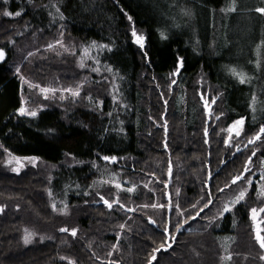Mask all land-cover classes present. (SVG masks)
<instances>
[{"label": "trees", "instance_id": "1", "mask_svg": "<svg viewBox=\"0 0 264 264\" xmlns=\"http://www.w3.org/2000/svg\"><path fill=\"white\" fill-rule=\"evenodd\" d=\"M226 1L0 0V264H264L250 212L264 207V136L246 146L264 127V69L241 83L233 48L216 46ZM9 153L37 163L14 171Z\"/></svg>", "mask_w": 264, "mask_h": 264}, {"label": "rangeland", "instance_id": "2", "mask_svg": "<svg viewBox=\"0 0 264 264\" xmlns=\"http://www.w3.org/2000/svg\"><path fill=\"white\" fill-rule=\"evenodd\" d=\"M226 3L225 19H214L212 24L214 42L217 46L221 40L224 47L233 48V51L227 55L228 61L226 63L236 74H239V79L240 76H243L245 83L252 82L255 80L256 73L264 69V14L257 11L258 8L264 7V0H227ZM186 21L188 19L184 22ZM137 35L140 34L137 33ZM47 88L53 89L52 87ZM180 100L185 103L184 98L181 99L180 97ZM261 102L264 104V99ZM23 107L29 111H35L26 105ZM254 112L259 113L258 109H255ZM241 128L242 126L239 127V130ZM7 163L11 165L12 170L19 171L25 167V164H36L37 159L9 153ZM260 215L261 213L258 214L257 220H261ZM254 223L256 224V222ZM33 237L34 231L25 236L24 243L28 244Z\"/></svg>", "mask_w": 264, "mask_h": 264}, {"label": "snow or ice", "instance_id": "3", "mask_svg": "<svg viewBox=\"0 0 264 264\" xmlns=\"http://www.w3.org/2000/svg\"><path fill=\"white\" fill-rule=\"evenodd\" d=\"M258 12L264 14V7L262 8H258L257 9ZM4 16L6 17H13V16H20L22 15L21 12L17 11L15 13L11 12V11H5L3 13ZM130 19V17H129ZM132 35L135 37V42L140 46V48H143L144 47V37L141 36V35H137V33L135 31L132 32ZM163 35V34H162ZM58 43H60L58 41ZM61 46H63L61 44ZM49 48H54V45H49ZM85 52H87V50H85ZM5 57V53L2 49H0V61H2ZM81 67H84V64L81 63L80 65ZM183 66V61H179L178 62V68H177V71L173 73V76L175 75H178L179 73V68ZM94 71H98V69H94ZM235 74V73H234ZM239 75V74H237ZM240 82L241 83H244V77L243 76H240ZM172 83L174 84L175 83V80L172 81ZM32 87H39L38 85H31ZM40 91L42 93H48V92H52V93H55L57 90L56 89H48V88H40ZM66 91L70 92L73 96H79V90H76V91H73L72 89H66ZM201 97L203 98V93L201 94ZM47 98V97H46ZM165 103H167L165 101ZM204 103H205V107H208V101L207 100H204ZM213 103H215V101H213ZM19 112L21 115H30V116H36L37 113L35 111H29L27 110L26 108L24 107H21L19 109ZM211 112V109L209 108V113ZM209 118H211V116H209ZM217 119H219V117H216ZM244 124V121L243 120H240V121H237L235 124H233L230 128L227 129V131L229 133H232L233 131H235V134L236 136L238 137L240 135V130H239V127L238 126H242ZM207 135V131L205 133ZM264 136V127H261L259 132L252 138V139H249L248 140V144H255L257 141H259L261 139V137ZM231 140H232V136L230 135L228 137V142L231 143ZM240 149L238 148L237 151H239ZM256 153L253 152L252 153V156H255ZM105 160H115V158H110V157H104ZM17 163H19V161L17 160ZM252 163V160H251V157H249L248 161L246 162V166H245V169L243 170V172L237 176H235L232 181H231V184H228L226 185V187H231L232 184H237L240 180H242L244 178V174L251 171V169L248 167V165H250ZM14 171H16V169H13ZM169 175H171V167H169ZM261 179L264 180V174H262L261 176ZM253 181L251 179H249L247 181V184L248 186L250 187L252 185ZM116 188L118 189H121V190H124V191H127V192H133L135 191V188L134 187H130V188H127V189H123L122 188V185L117 183L115 185ZM145 187H147V185H145ZM262 188H264V185L261 186ZM220 191H224V189H220ZM178 194V193H177ZM262 195H264V192L261 193ZM247 195V190H241L239 192L238 195L235 196V198L230 201L229 204H225L222 208V211L220 212V216H223V214L225 213H231L233 211V208L237 205V204H240L242 201L245 200V197ZM101 200H103V203L109 208L111 209L113 207V203H117L119 204V199H116L113 203H109L108 200H104L103 197H101ZM171 196H169V204L167 205V207H171ZM178 206V205H177ZM121 208H124L125 206L123 204L120 205ZM144 207H148V205H144ZM152 208H157V207H160V208H165L166 205L164 204H160V205H156V204H152L151 205ZM193 207H196V205L194 204ZM209 207V203H205L203 205V207H201L199 209V211L196 213V215L198 216L200 214V212H203L205 208H208ZM52 208L55 210L56 208V205L53 204L52 205ZM127 211H135V209H127ZM0 212H3V208H0ZM251 212V219L256 222L255 224V233H254V240L259 244L260 248L261 249H264V235H262L261 233H264V227H261V225H264V220H257V217H258V214L259 213H264V207H261L259 210H257L256 208H252L250 210ZM196 217L193 216L192 219H195ZM152 223H155V221H151ZM185 223H187V221H185ZM121 227H123V225H121ZM60 231L62 232H69L70 230L67 229V228H62L60 229ZM70 234L75 237L76 236V230L73 229L70 231ZM172 239L174 240L175 238L172 237ZM26 242H27V239H26ZM170 246V245H169ZM163 247V246H162ZM156 251H159V249H157ZM155 256L153 255L152 259L155 260ZM231 256H228L227 259L228 260H231ZM261 259H264V256L261 257ZM72 264H75V262H72Z\"/></svg>", "mask_w": 264, "mask_h": 264}, {"label": "water", "instance_id": "4", "mask_svg": "<svg viewBox=\"0 0 264 264\" xmlns=\"http://www.w3.org/2000/svg\"><path fill=\"white\" fill-rule=\"evenodd\" d=\"M0 49H2V48H0ZM3 51H4V53H5V57H4V59L6 58V52H5V50L4 49H2ZM4 59L2 60V61H4ZM2 61H0V62H2ZM204 99V98H203ZM204 100H207V99H204ZM208 101V100H207ZM204 106H205V103H204ZM206 108V113H207V116H208V119H207V124H209V122H210V118H209V116H210V114H211V112L209 113V108L211 109L212 108V104H209V102H208V107H205ZM250 139H252V138H250ZM208 141V140H207ZM248 145H252V144H248V141H247V143H246V146H248ZM115 161V160H114ZM246 174V173H245ZM244 174V175H245ZM104 200H106V199H104ZM102 203H103V200H102ZM110 203V202H109Z\"/></svg>", "mask_w": 264, "mask_h": 264}]
</instances>
